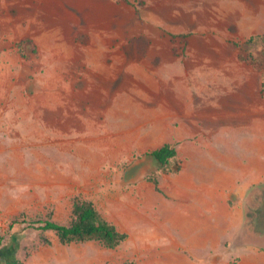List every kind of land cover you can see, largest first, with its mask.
Segmentation results:
<instances>
[{
    "label": "rangeland",
    "instance_id": "374dc122",
    "mask_svg": "<svg viewBox=\"0 0 264 264\" xmlns=\"http://www.w3.org/2000/svg\"><path fill=\"white\" fill-rule=\"evenodd\" d=\"M259 37L264 0H0L4 244L17 236L23 264H53L59 236L39 221L66 217L68 196L120 189L168 137L177 157L124 188L148 198L157 179L168 196V174L189 167L255 192L251 228L263 234ZM233 241L222 257L264 264V239Z\"/></svg>",
    "mask_w": 264,
    "mask_h": 264
},
{
    "label": "crops",
    "instance_id": "0c3cea01",
    "mask_svg": "<svg viewBox=\"0 0 264 264\" xmlns=\"http://www.w3.org/2000/svg\"><path fill=\"white\" fill-rule=\"evenodd\" d=\"M139 186L125 189L121 183L120 189L86 196L103 219L127 234L125 241L108 248L98 239L64 243L59 237L53 264H233L228 254L222 257L221 248L242 235L250 188H222L215 176L185 166L168 174V196L158 189L161 183L148 198ZM74 199L68 196L62 209L66 217L55 221L73 220Z\"/></svg>",
    "mask_w": 264,
    "mask_h": 264
},
{
    "label": "trees",
    "instance_id": "16d2710c",
    "mask_svg": "<svg viewBox=\"0 0 264 264\" xmlns=\"http://www.w3.org/2000/svg\"><path fill=\"white\" fill-rule=\"evenodd\" d=\"M264 39V37H259ZM256 39H250L254 42ZM151 155L158 170L166 168L171 161L177 157L178 149L171 143H166L163 146L154 149L147 153ZM156 183L158 180L155 179ZM249 201L246 204V224L252 226V221L255 218L254 200L257 198L255 192L249 194ZM74 217L69 224H62L53 219H45L39 221L42 224L38 227L44 231H54L58 234L61 241L64 243L72 241H84L88 239H98L106 247L114 248L119 246L126 240L127 234L120 232L117 227L106 219H103L93 201L87 200L81 196L74 199ZM13 221L10 227H13ZM20 249V239L12 237L10 243L4 244V237L0 235V264H23V261L18 257Z\"/></svg>",
    "mask_w": 264,
    "mask_h": 264
},
{
    "label": "water",
    "instance_id": "95a60500",
    "mask_svg": "<svg viewBox=\"0 0 264 264\" xmlns=\"http://www.w3.org/2000/svg\"><path fill=\"white\" fill-rule=\"evenodd\" d=\"M154 165H156L155 160L151 155H145L142 159L135 161L125 171L123 184L135 183L140 181ZM239 240L240 236L233 243V249L240 245Z\"/></svg>",
    "mask_w": 264,
    "mask_h": 264
},
{
    "label": "flooded vegetation",
    "instance_id": "af4514ba",
    "mask_svg": "<svg viewBox=\"0 0 264 264\" xmlns=\"http://www.w3.org/2000/svg\"><path fill=\"white\" fill-rule=\"evenodd\" d=\"M262 193V201L264 200V190H259ZM243 237L250 238L251 240H257V238L264 239V233H255L251 226L245 224L242 232Z\"/></svg>",
    "mask_w": 264,
    "mask_h": 264
}]
</instances>
